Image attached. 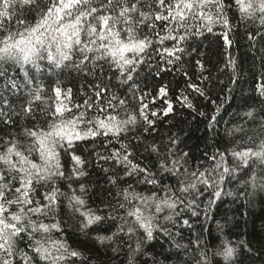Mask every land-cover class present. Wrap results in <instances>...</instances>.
<instances>
[{
	"label": "snow or ice",
	"instance_id": "snow-or-ice-1",
	"mask_svg": "<svg viewBox=\"0 0 264 264\" xmlns=\"http://www.w3.org/2000/svg\"><path fill=\"white\" fill-rule=\"evenodd\" d=\"M168 73L213 139L202 157L155 138L175 112ZM225 197L264 206V0H0V264H244L264 253V216L238 234L217 219Z\"/></svg>",
	"mask_w": 264,
	"mask_h": 264
},
{
	"label": "trees",
	"instance_id": "trees-1",
	"mask_svg": "<svg viewBox=\"0 0 264 264\" xmlns=\"http://www.w3.org/2000/svg\"><path fill=\"white\" fill-rule=\"evenodd\" d=\"M206 35H208V40H206L204 43L205 46H207L208 44H212V48L209 50V58L211 59L212 63H215V61L217 60V56L213 53H215L217 50V37H214L210 34ZM233 39L236 41V44L239 45L238 48L233 47V54L239 55L241 60H245V52L250 50L247 48L245 40L243 39V30L241 29V31L236 36H234ZM220 44H222V41H220ZM190 59L191 58L187 55L185 56V60ZM245 67H247V65H245ZM213 75L215 76L216 73L214 72ZM185 79V77L176 75L175 73H168L164 75L162 81H159L160 83L170 85L171 91L167 99L173 102L175 112L174 114H169V116L167 117L163 116V114L161 113L154 135L157 141H160V139L163 138V141L165 143H167L170 135L177 136L182 142L180 147L184 151H190L193 158L202 157L206 152L210 153L215 150L213 146V139L211 135L206 131V124L201 119V117L196 115L191 109L182 107L180 103L174 99V97L180 96L181 90L185 88ZM193 79H196V77L193 76ZM223 79L227 81L228 78L227 76H224ZM55 80L56 78L53 77L52 83H48L46 81L47 91L49 95L52 94L51 88L55 86ZM157 82L158 81L154 80L152 75L149 73V69L145 68L144 72L141 73V79L138 80V86L139 89H143L148 93H152ZM65 83H67V80L65 81ZM82 83L83 82L75 83V87L80 88ZM84 86L86 87V85ZM120 91L124 94L122 98H126L128 100V111L133 112L135 103H137V105L139 106V93H137V98H134L133 95L127 91V89H121ZM213 91L214 93H218L220 89L217 87L213 89ZM235 95L236 98L235 100H233L231 95H229L226 91L224 96L222 97L224 99L225 106L231 104V107L228 108L227 113H223V120L219 125L221 133H223L226 127H230V125H228L226 122L231 119L230 114L235 113L237 108L241 105L239 89L236 90ZM151 99L152 97L149 96V100ZM156 100L157 103L155 105V109L159 111L162 101L159 97H157ZM197 107L211 108L212 105L206 104V102L201 98L197 104ZM148 142H151V138ZM89 170L92 174L90 177H87L85 179L90 181V186L94 188L97 182L102 184L103 174L98 169L90 168ZM232 190L235 192L237 190V187L233 185ZM225 199L228 201V203L222 205L220 209V215L217 216V219L219 220L221 219V217H224L225 219L231 218L229 220V227H231L232 222L238 220L240 227L235 230L238 234H243L247 231H250V227L248 229L244 227L246 218L251 216H264V206H261L255 201L249 204L247 201L241 198L237 201V203L233 204L231 197H225ZM236 209H239V211L237 212ZM257 224H259V220H257ZM211 227L215 230V224H211ZM230 238L235 240L236 237L232 236ZM244 264H264V253L253 252L251 254V257L245 255Z\"/></svg>",
	"mask_w": 264,
	"mask_h": 264
},
{
	"label": "rangeland",
	"instance_id": "rangeland-1",
	"mask_svg": "<svg viewBox=\"0 0 264 264\" xmlns=\"http://www.w3.org/2000/svg\"><path fill=\"white\" fill-rule=\"evenodd\" d=\"M138 109V105H137V103H135V107H134V111L135 110H137ZM137 115H138V111H137V113H136ZM65 159L67 160L68 159V157L67 156H65ZM226 191H227V188H226ZM65 215H68V213H67V210H65Z\"/></svg>",
	"mask_w": 264,
	"mask_h": 264
}]
</instances>
